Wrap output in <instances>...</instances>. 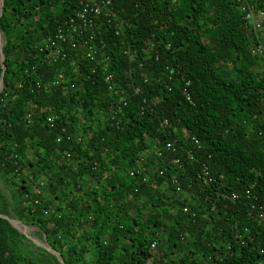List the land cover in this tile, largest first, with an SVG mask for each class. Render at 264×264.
Wrapping results in <instances>:
<instances>
[{"label":"trees","instance_id":"16d2710c","mask_svg":"<svg viewBox=\"0 0 264 264\" xmlns=\"http://www.w3.org/2000/svg\"><path fill=\"white\" fill-rule=\"evenodd\" d=\"M248 1L264 11V0ZM80 6L4 0L0 213L9 204L64 264H264L263 33L248 26L237 0H114L104 30L109 70L135 84L123 105L100 68L78 78L94 63L74 69L40 51ZM63 66L75 87L46 89ZM116 100L111 125L102 119ZM202 163L212 183L203 182ZM0 264L61 263L0 217Z\"/></svg>","mask_w":264,"mask_h":264},{"label":"built area","instance_id":"2783aa9c","mask_svg":"<svg viewBox=\"0 0 264 264\" xmlns=\"http://www.w3.org/2000/svg\"><path fill=\"white\" fill-rule=\"evenodd\" d=\"M114 0H81V6L73 11V13L64 19H62L56 29L49 33L42 39V44L40 47V51H42L47 60L50 62L57 61H67L69 62L74 69L79 65H84L85 62L94 63L89 68L82 69L78 72V78H83L84 80H88L92 77V74H95L100 68V73L104 75L107 84V90L112 93L120 94V103L125 105L127 103L126 99V90L132 89L133 83L130 81L125 82L128 86L122 85L120 82H117L115 79V74L109 70V66L111 64V54L110 48L108 47L106 40V25L112 23V17L115 15L113 8L111 7ZM239 9L244 12V18L248 24V26L254 30H259L262 27L264 22V11H256L250 7V3L248 0H237ZM121 23H115V27H118V30L115 31L116 35L120 34ZM169 47V45H167ZM122 52L129 57H133V53L130 50L124 48ZM263 52V47L261 44H258L254 49L253 53L261 54ZM159 51L155 54V59H158ZM149 55H145L144 57H149ZM100 65V67H97ZM65 70L64 66L61 69L60 77H56L51 81H47L44 83L46 89L58 88L62 87L66 89L68 87L74 88L75 83L72 82L69 84L67 80L69 77L63 76V71ZM168 73L165 74L168 79H173V69L167 68ZM131 71V70H130ZM63 78V80H62ZM81 80V79H80ZM146 82V79L145 81ZM135 93H140L141 88L136 85ZM171 87H169V90ZM182 93L185 95L186 99H190L189 92L187 89H182ZM143 102H146V99L143 98ZM118 100L116 103L111 105L109 115L103 117V121H108L111 125L113 123H117L116 117L118 113ZM57 116L55 114H48L45 117V122L50 126L54 127L56 124ZM168 126L169 123L167 119H163L161 122V126ZM61 139V136L58 138V141ZM78 141L81 140L80 136H76ZM195 143L198 141L192 138ZM165 148L170 149L172 151L176 150V147L173 142H166ZM157 155H160L161 151L156 152ZM70 154L67 153V157ZM193 156H191L192 158ZM142 159L137 160V167L135 170L130 171V175H135L139 173V168L141 167ZM162 173V171H159ZM200 176L204 183H212L215 181L214 177L210 173V169L208 165L202 163L200 166ZM177 190H180V187L177 186ZM237 195L235 193L232 194V198H235ZM258 214L259 217H264V206H259ZM184 211H187V207L183 208ZM155 242L151 243V247H154Z\"/></svg>","mask_w":264,"mask_h":264},{"label":"water","instance_id":"95a60500","mask_svg":"<svg viewBox=\"0 0 264 264\" xmlns=\"http://www.w3.org/2000/svg\"><path fill=\"white\" fill-rule=\"evenodd\" d=\"M3 3H4V0H0V16H1V13H2V7H3ZM0 36L2 38V41H0V65H1V68H2V72H1V77H0V91L2 89V86H3V74H4V71H5V65H4V58H5V55L3 53V44H4V41H5V37H4V34L3 32L0 30ZM0 217H3L5 219L8 220V222L15 228L17 229L20 233H22L23 235H25V237L32 241L33 243H35L36 245L38 246H41L43 247L45 250H47L49 253H51L52 255L56 256L57 259L59 260V262L61 264H64L63 263V260H62V257L60 255L59 252L55 251L54 249L51 248L50 244L47 242V240L45 239V236L44 234L42 235L41 238L31 234V230L28 229L29 226L27 224H24L22 221H20L18 218L16 217H12L10 215H6V214H3V213H0ZM37 228V227H35ZM38 229V228H37Z\"/></svg>","mask_w":264,"mask_h":264},{"label":"rangeland","instance_id":"374dc122","mask_svg":"<svg viewBox=\"0 0 264 264\" xmlns=\"http://www.w3.org/2000/svg\"><path fill=\"white\" fill-rule=\"evenodd\" d=\"M263 24H264V23H263ZM259 31L262 32L263 35H264V26H263V25H262L261 29H259ZM0 41H2L1 36H0ZM0 207H1V203H0ZM7 207H8L7 209H8V211H9V214H6V215H10V216H12V217H15V216H14V213L10 211V205H9V204L7 205ZM24 224H25V223H24ZM27 225L29 226V229L31 230V234L37 236V235L35 234V232L38 230L37 228H35L36 226L30 225V224H27ZM37 237H38V236H37Z\"/></svg>","mask_w":264,"mask_h":264},{"label":"bare ground","instance_id":"6f19581e","mask_svg":"<svg viewBox=\"0 0 264 264\" xmlns=\"http://www.w3.org/2000/svg\"><path fill=\"white\" fill-rule=\"evenodd\" d=\"M58 62V61H57ZM39 85V84H38ZM187 89V88H186ZM29 229V228H28Z\"/></svg>","mask_w":264,"mask_h":264}]
</instances>
